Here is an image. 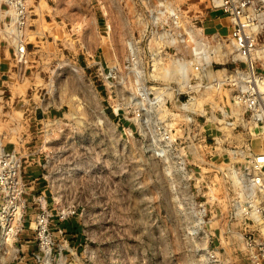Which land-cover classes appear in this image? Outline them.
Instances as JSON below:
<instances>
[{"label": "rangeland", "instance_id": "rangeland-1", "mask_svg": "<svg viewBox=\"0 0 264 264\" xmlns=\"http://www.w3.org/2000/svg\"><path fill=\"white\" fill-rule=\"evenodd\" d=\"M31 5L26 25L16 28L27 45L19 62L18 42L5 29L11 23L8 8L0 0V60L8 55L12 67L6 75L0 70V136L8 151L14 145L20 150L23 178L38 200L33 208L28 197L27 232L12 245L0 243V264H42L33 256L38 247L28 229L41 210L56 233L63 231L57 240L74 253L65 252L53 264H211L209 250L218 253L219 264H251L244 222L228 208L232 193L224 176L228 166L243 161L233 151L244 150L254 137L251 124L229 125L233 119L222 112L234 108L232 88H219L223 69L234 68L231 57L203 72L216 85L205 83L179 97L183 82L161 81L174 70L176 76V51L153 64L147 50L146 34L158 16L159 28L176 35L152 38V48L176 45L190 59L191 30L210 46L217 44V33L226 40L228 29L207 30L211 15L221 12L213 0ZM174 11L178 24L169 14ZM130 41L138 47L132 71ZM166 85L173 90L165 106L153 97ZM181 103L196 114L182 112ZM161 124H173L179 144L165 158L157 134ZM42 197L48 208H39Z\"/></svg>", "mask_w": 264, "mask_h": 264}, {"label": "built area", "instance_id": "built-area-1", "mask_svg": "<svg viewBox=\"0 0 264 264\" xmlns=\"http://www.w3.org/2000/svg\"><path fill=\"white\" fill-rule=\"evenodd\" d=\"M1 1L8 8L7 13L10 15L11 23L7 24L5 29L12 30L10 33L13 32L12 35L17 42L22 44L17 49L19 59L26 56L27 45L19 35L21 31L16 32V28L22 29L26 25L31 13V4L36 0ZM213 7L215 11H221L231 22V31L226 40L223 39V35L217 33L213 36L217 39V44L210 46L205 41L206 38H197L198 33L191 30L190 59L179 54L180 47L176 45H168L160 50L152 48V38L166 40L167 37L176 35V31L159 28L161 18L158 16L153 19L152 28L146 34L149 38L147 50L151 54L149 60H152V63L156 58L166 60L171 57L170 50L176 51V76H173L174 70L169 77L166 73L164 75L166 80L161 79V81L168 84H173L176 80L183 82L185 90H181L179 97L188 94V91H196L198 87L204 88L203 84L212 82L203 75V72H207L215 60L221 61L231 57L234 68L231 73L226 68L223 69L225 74L221 75V79L225 81L219 88H232L234 108L230 114L226 111L222 112L227 120L229 117L233 119V123H227L229 125L237 123L239 127L246 128L245 125L251 124L254 137L244 150L233 151L239 157L237 159L243 161H236L224 171L232 193L228 208H232L234 218L244 222L245 231L242 236L247 259L251 264H264V72L259 71L260 68L264 70V39L261 37L264 30V0H213ZM171 17L174 24L179 23V15L176 11L171 13ZM195 41H201V45L197 46ZM173 42L176 44L175 40ZM127 47L128 69L132 71L138 65V47L133 41H130ZM228 63L230 62L223 61L221 65L226 66ZM199 74L200 76H197ZM116 77L115 72L113 78ZM216 83L217 81L212 82L211 85ZM156 89L158 96L155 95L153 98L157 103L166 106L168 100H172L168 92L173 90L172 87L166 85ZM187 105L188 103H181L180 110L185 114H196L190 111ZM188 121L191 122L192 119L189 118ZM174 130L173 124H161L157 128L158 141L164 148L162 149L164 158L170 148L179 145ZM254 141H258V152L254 149ZM7 146L8 144L0 136V243L9 237L17 240L27 232L24 216L27 208H30L28 197H31L34 203L33 208H38V200L30 191L31 183L23 178L22 154L16 145L12 151H8ZM180 165H184V160ZM42 198L43 201H39V208H48L46 200ZM46 212L42 210L38 212L31 222L33 225L28 229L33 230V238L38 247V252L33 254L34 258L42 264H53L52 262L62 258L65 252H70L72 255L74 253L66 244H61L63 240H60L61 242L57 240L60 239L63 231L56 233V228L51 224ZM208 260L211 264H219L220 257L217 252L209 250Z\"/></svg>", "mask_w": 264, "mask_h": 264}, {"label": "crops", "instance_id": "crops-1", "mask_svg": "<svg viewBox=\"0 0 264 264\" xmlns=\"http://www.w3.org/2000/svg\"><path fill=\"white\" fill-rule=\"evenodd\" d=\"M211 22V24L208 22L207 25L211 26L210 29L208 28L207 30H210L211 32L212 31H218V32H224L225 29L228 31H231V22L229 20V18L227 17H223L222 18V12H220L219 14L217 13H214L211 15V18L209 20ZM224 22L228 23L229 26L227 27V25L224 24ZM7 55V54H6ZM0 70L2 71L1 74L2 75H6L8 74L9 72H11L12 70V67H11V63L10 61L8 60V55L7 56H4L1 60H0ZM7 148H11V146H7Z\"/></svg>", "mask_w": 264, "mask_h": 264}, {"label": "bare ground", "instance_id": "bare-ground-1", "mask_svg": "<svg viewBox=\"0 0 264 264\" xmlns=\"http://www.w3.org/2000/svg\"><path fill=\"white\" fill-rule=\"evenodd\" d=\"M174 13V12H173ZM171 14V13H169ZM39 35L42 34L41 32L38 33ZM19 35L22 37V33H19ZM196 42V45L200 46L201 45V42H198V41H195ZM22 46V44L20 45V43H18V45H16L17 49H19L20 47ZM20 61H24L25 60V55L21 58H19ZM12 242H13V239L11 237L7 238V239H4L3 241H1L2 245H12Z\"/></svg>", "mask_w": 264, "mask_h": 264}]
</instances>
